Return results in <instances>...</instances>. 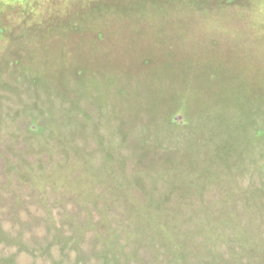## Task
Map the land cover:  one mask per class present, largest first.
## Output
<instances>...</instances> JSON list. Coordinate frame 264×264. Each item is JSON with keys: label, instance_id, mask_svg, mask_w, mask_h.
Here are the masks:
<instances>
[{"label": "rangeland", "instance_id": "obj_1", "mask_svg": "<svg viewBox=\"0 0 264 264\" xmlns=\"http://www.w3.org/2000/svg\"><path fill=\"white\" fill-rule=\"evenodd\" d=\"M113 1L125 19L82 27L63 48L0 44V264H102L90 219L149 264L127 245L140 208L220 264H264V157L224 156L216 121L236 120L264 152V0L259 15L249 0L147 12ZM184 102L197 121L180 126ZM157 246L160 264L180 260Z\"/></svg>", "mask_w": 264, "mask_h": 264}, {"label": "trees", "instance_id": "obj_2", "mask_svg": "<svg viewBox=\"0 0 264 264\" xmlns=\"http://www.w3.org/2000/svg\"><path fill=\"white\" fill-rule=\"evenodd\" d=\"M58 1L59 0H0V44L5 42L9 43V45H18L19 48L17 51L19 55L35 51L34 48H32L33 46L30 47L31 45H42L45 43L42 48L46 47V45L51 43L50 40L52 38L58 39L63 48L65 44L62 41L68 36L79 34L80 32H78V30L80 28L93 27L99 29L97 26L107 28L108 25L105 23L125 19L127 15L125 11H120V8H115L114 11L112 10L111 7H114L112 5L114 2L113 0H66L67 6L57 5ZM167 1L177 6L180 4H188L185 0H138L135 2V6L147 12L153 8L157 9ZM249 1L250 4L246 2L245 4L249 5L250 9L253 7L254 9L252 11L256 14V6H252L255 0ZM224 4L226 7H239L241 5L238 0H224ZM76 9L78 11H76ZM79 9H86V15L82 18L80 17V19L77 18L78 20L76 21V15H80V13H78L80 11ZM160 10L164 13L167 12L165 7ZM257 14L259 15V13ZM95 34L98 39H102L101 32H95ZM18 59L19 57L15 56L12 60L14 65L19 63ZM262 133L264 132H257V135L259 136ZM254 135L256 137V134ZM46 205L44 201L41 207L44 209ZM81 207L87 208L86 205ZM140 212L142 215H140L137 228L135 227L132 233L126 235L128 239H132L136 235L139 236V238L137 241L130 240L127 242V245L132 247L134 244H137L139 248H145L148 254L151 255L149 256V264H160L158 258L161 251L157 246L159 242L164 243L174 252H178L180 260L175 261L174 264H190L187 260L190 257H193L194 260L209 259L211 260L210 264H220L223 262L211 259L210 254H208L202 246L197 245L187 237L177 235V233L164 224L156 222V220L146 214L142 208H140ZM87 213L89 214L90 211L87 210ZM50 223L54 225V221L50 220ZM89 225H92L94 228L96 227V230L100 232L97 234L99 238L97 243L99 249L102 251L99 254V259L102 264H128L130 261L136 264H146L147 261L145 262L143 259H140L137 250H131L129 252L124 251L122 245L116 240L117 230H115L111 224H97L93 223L90 219L88 226ZM85 232L86 228L76 230V234H80V236ZM101 233L105 234L102 235ZM121 239L124 241L123 237ZM74 249H76V244Z\"/></svg>", "mask_w": 264, "mask_h": 264}, {"label": "crops", "instance_id": "obj_3", "mask_svg": "<svg viewBox=\"0 0 264 264\" xmlns=\"http://www.w3.org/2000/svg\"><path fill=\"white\" fill-rule=\"evenodd\" d=\"M186 104L183 108L186 109L187 111H184V115H181V117L183 118L182 123H180V126H187L188 124L194 123L195 121H197L196 119H194L193 117L189 116L188 113V109H187V105H190L189 103H185ZM190 107H192L190 105ZM264 109L263 106H259L258 108ZM240 116V115H239ZM262 117H264V110H263V114ZM205 118H201L199 119V121L201 122V124L203 125H208V126H214L213 123H209V122H205L204 120ZM241 119V118H239ZM211 121V120H210ZM217 126H218V132L220 133V135H223V140L225 141L222 146L221 144H219V149L221 151L222 154H224V156L229 157V156H233L234 158H248L249 162H256L257 157L258 156H263L264 157V152L260 155H258L257 150L255 149V145L254 148H252L253 143L252 140H255L256 138H253V135L251 134H244L241 132V126L240 123L237 122L236 120H234V122H232L230 119L225 118V116H217ZM174 124L177 125L176 122H174ZM237 124V125H236ZM222 126V127H221ZM216 128H210L208 131V133H212L215 131ZM246 141L249 142L247 144V146H244V149H241V144L240 141ZM230 142H232L230 144ZM242 150V151H241ZM264 164V161H263ZM262 170H264L262 168Z\"/></svg>", "mask_w": 264, "mask_h": 264}]
</instances>
